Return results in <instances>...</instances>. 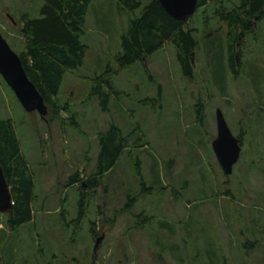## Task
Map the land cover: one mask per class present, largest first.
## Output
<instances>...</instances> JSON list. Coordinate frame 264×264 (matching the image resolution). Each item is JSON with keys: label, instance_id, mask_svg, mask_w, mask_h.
Masks as SVG:
<instances>
[{"label": "rangeland", "instance_id": "1", "mask_svg": "<svg viewBox=\"0 0 264 264\" xmlns=\"http://www.w3.org/2000/svg\"><path fill=\"white\" fill-rule=\"evenodd\" d=\"M41 3L0 0V32L14 50L23 49L22 14H38ZM202 12L197 7L186 24L199 42L193 75L186 77L169 42L118 67L114 57L127 15L116 0H91L80 36L87 45L83 62L65 72L58 95L60 103L69 102L75 126L24 109L0 75V117L15 122L36 196L32 218L17 230L4 226L0 215V264H90L91 224L97 234L105 232L95 264H264V16L254 17L253 33L235 45L234 73L226 25L214 15L203 19ZM107 64L115 91L102 102L89 89ZM217 107L233 134L242 132L229 174L211 146ZM112 121L129 134L127 146L97 185L88 187L84 180L95 169L97 134ZM137 135L141 143L135 146ZM75 170L81 180L67 184ZM81 187L88 193L87 212L73 236L72 225H63L59 216H76ZM140 212L150 216L144 226L135 222Z\"/></svg>", "mask_w": 264, "mask_h": 264}, {"label": "trees", "instance_id": "2", "mask_svg": "<svg viewBox=\"0 0 264 264\" xmlns=\"http://www.w3.org/2000/svg\"><path fill=\"white\" fill-rule=\"evenodd\" d=\"M90 1L42 0L38 14L23 13L20 18L23 49L16 51L26 74L47 105V113L45 117L42 116L46 120L58 119L61 124H76L75 114L71 111L69 102L66 100L60 103L58 95L65 72L77 68L83 62L87 45L81 41L80 36ZM116 4L117 8L127 15L126 26L120 36L121 51L114 57L118 67H128L169 42L175 49V57L182 75H193L192 55L199 42L193 34L195 28L186 25L191 14L185 20L176 19L165 11L159 0H116ZM197 7L203 8V19L214 15L226 25L228 67L235 73V45L243 36L255 30L253 18L256 16L260 19L264 16V0H241L229 5L225 0H197ZM112 74L110 64L95 74L89 96L97 95L105 102L110 96L109 93L115 91ZM201 106L199 102L195 104L196 118L199 121L203 120L204 115ZM62 109L70 114L62 115ZM128 136L129 134L124 133L113 121L105 130L98 132L99 149L95 169L92 175L84 180L88 187H95L99 178L114 166L127 146ZM237 136L242 140V132ZM139 142L141 143V135H137L133 141L135 146H138ZM0 164L10 185L13 201L8 212H0V215L3 216L4 226L10 231H15L32 218V203L36 196L33 172L21 151L15 122L11 116L0 117ZM79 180L80 172L75 170L69 175L67 184ZM140 184L143 190H148V187L143 188V180ZM224 194H229L227 188ZM87 204L88 193L81 187L78 189L76 216L72 221L65 220L63 213L59 216L63 225H72L73 236L76 234L77 225L86 215ZM149 221L150 216L143 212L135 217L139 226H144ZM89 232L92 236L97 232L94 224L90 225ZM2 239L3 236L0 237L1 241Z\"/></svg>", "mask_w": 264, "mask_h": 264}, {"label": "water", "instance_id": "3", "mask_svg": "<svg viewBox=\"0 0 264 264\" xmlns=\"http://www.w3.org/2000/svg\"><path fill=\"white\" fill-rule=\"evenodd\" d=\"M159 2L168 14L180 20H185L188 15L192 14L197 4V0H159ZM9 17L15 23V19L11 15ZM0 75L13 90L24 109L27 111L36 110L41 116L46 115L47 105L41 93L26 74L19 54L12 48L1 32ZM215 116L216 135L211 142V146L223 172L229 174L232 172L233 164L239 158L241 140L233 134L219 107L216 108ZM12 202L10 185L0 164V212L8 211ZM102 238L103 234L96 237L93 244L94 254H96ZM90 264H95V261L92 260Z\"/></svg>", "mask_w": 264, "mask_h": 264}, {"label": "flooded vegetation", "instance_id": "4", "mask_svg": "<svg viewBox=\"0 0 264 264\" xmlns=\"http://www.w3.org/2000/svg\"><path fill=\"white\" fill-rule=\"evenodd\" d=\"M255 18H257L256 16H255ZM6 212H8V211H6ZM69 220H71L72 221V218H70ZM71 225V224H70ZM98 232H96L95 233V235H94V241H95V239H96V237L97 236H99V235H101V234H103V237L105 236V232H104V230H102L99 234H97ZM97 253V252H96ZM41 255L43 256V257H45L44 256V254L41 252ZM95 256H96V254H95ZM93 260H95V258H93Z\"/></svg>", "mask_w": 264, "mask_h": 264}]
</instances>
